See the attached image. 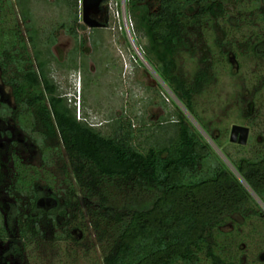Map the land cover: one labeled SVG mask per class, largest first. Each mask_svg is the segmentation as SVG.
<instances>
[{"label":"trees","instance_id":"obj_1","mask_svg":"<svg viewBox=\"0 0 264 264\" xmlns=\"http://www.w3.org/2000/svg\"><path fill=\"white\" fill-rule=\"evenodd\" d=\"M32 1L18 0L27 32H31L32 27ZM57 1L65 2L77 12L74 13L73 25L51 26V54L45 61L36 46L35 59L19 57L25 38L10 2L0 0V14L4 8L8 9L7 14L0 15V23L5 27L9 25L8 37L12 45L10 53L1 47L4 36L0 32V66L19 102L21 128H39L38 135L44 140L45 147L41 149L45 162L56 150L46 146L47 141L59 138L85 193H91L95 183L102 179H121L152 197L148 208L134 210L116 223L117 232L104 248L103 264H264L258 260L264 252V220L255 208L263 214L264 210L252 194L264 204V139L261 143L254 134L251 135L248 144L251 157H229L238 176L226 164L216 160L212 147L180 114H175L174 121L165 120L159 124L160 133H164L166 138L159 137V141L148 150L137 144L130 121L122 124L123 121L118 120L115 133L106 136L86 118L78 120L76 106H72L69 103L72 100L60 93L52 71L56 70L55 64L58 69L75 70L79 67L78 46L83 47L86 43L85 40L80 42L78 34V30L84 28L79 24L80 0ZM154 1L126 0L134 39H147V45L141 47L144 56L152 61L178 100L204 120L194 100L217 78V67L227 62L223 49L230 41L227 44L224 39L232 34L233 29L224 28V37H217L213 45H207L199 60L200 68L190 82L179 73L177 54L182 48H189L187 38L191 26L201 22L216 32L220 27L219 18L229 17L228 13L223 2L216 0H158V11L153 12ZM255 1L257 5L251 12L260 10V4L264 2ZM198 6L200 9L191 14ZM238 19L236 29L240 30V22L245 18ZM258 19L263 23L264 13H259ZM60 29H65L78 44L65 66L52 52L57 44L56 32ZM39 30L45 36V27H39ZM255 35L258 41L250 51L255 57L264 58V36L258 32ZM191 53H197L196 48ZM252 81L257 97L264 92V76H255ZM11 113L12 108L1 104L0 115ZM205 126L208 129L206 122ZM249 126L254 127L252 121ZM168 133L171 135L167 136ZM15 165L17 177L10 187L27 194L29 204L26 208L30 213L38 212L34 217L36 229L43 215L55 224L56 217H65L66 209L74 207L76 190L67 166L64 174L70 192L63 203L58 202L51 209L44 210L37 206L42 195L36 189L40 173L21 164L18 158H15ZM21 214L16 208L15 215ZM77 219L75 214L73 224L67 222L59 240H73L75 230L83 231ZM228 222H233L230 230L226 229ZM17 225L21 238H25L27 223L17 219Z\"/></svg>","mask_w":264,"mask_h":264},{"label":"rangeland","instance_id":"obj_2","mask_svg":"<svg viewBox=\"0 0 264 264\" xmlns=\"http://www.w3.org/2000/svg\"><path fill=\"white\" fill-rule=\"evenodd\" d=\"M7 1L25 38L24 46L23 43L20 46L19 57L30 59L31 56L35 59L36 46L41 57L47 61L53 39L51 26L73 25L77 10L63 1L33 0L30 4L32 27L31 32H27L18 0ZM216 1L223 2L229 17L219 18L220 27L216 32L201 22L191 26L187 38L189 48H182L177 54L179 73L190 82L200 68L199 60L207 45H213L217 37H224V28L233 29L232 34L224 39L227 44L230 41L223 49L227 62L217 67V78L194 100L198 113L204 119L201 120L178 100L161 79L152 61L144 56L141 47L144 48L148 41L144 37L134 39L126 0H107L105 8L109 11V24L95 30L84 25L80 0L79 24L84 28H80L78 34L80 40L86 43L83 47L78 46L65 29H60L56 32L57 44L52 48L55 57L66 64L69 54L78 46L80 68L58 69L55 64L56 70L52 71L60 93L72 100V103L69 101L72 106H76L78 120L80 117L82 120L86 118L106 136L115 133L118 120L123 121L122 124L130 121L137 136V144L148 150L159 141V137L163 140L166 138L164 133H160L159 124L165 120L174 121L175 114H180L212 147L211 152L216 160L226 164L238 175L229 157H251L252 152L248 145L230 143L232 126H247L258 142L262 143L264 139V92L256 97L251 84L255 76H264V58L255 57L250 51L258 41L255 32L264 36V22L258 19V14L264 13V2L260 4V10L251 12L257 5L255 0ZM159 3L158 0L154 1L153 12L158 11ZM4 9L1 16L8 13V9ZM199 9V6L195 7L191 14ZM238 18H245L244 22H240V30L236 29L240 21ZM0 25L3 27L0 29L1 35L4 36L1 47L10 53V27ZM39 27H45V36ZM193 48L197 50L194 55L191 53ZM3 75L0 66V109L1 104L12 108L15 106L12 88ZM12 119L13 113L0 115V264H103L104 248L117 232L116 223L134 210L148 208L152 197L131 182L121 179H102L95 183L91 193H85L81 190L61 140L55 138L47 141L46 146L56 150H53L50 160L45 162L41 149L45 147L44 140L38 135L39 128L16 131ZM251 121L253 128L249 126ZM15 158L40 173L36 189L42 195L37 206L44 210L51 209L58 202L63 203L70 192L64 174L67 166L76 197L74 207L66 209L65 217H56L53 224L50 218L43 215L41 220H37V229L34 227V217L38 212L30 213L29 208H26L29 204L26 193L21 194L10 187L17 177ZM252 194L264 210V204ZM16 208L20 209L21 215H15ZM255 210L264 220V214L257 208ZM75 214L83 231L75 230L73 240H59L63 227H66L67 222H73ZM17 219L28 225L25 238H21ZM232 227L233 222H228L226 229ZM258 260L264 261V252Z\"/></svg>","mask_w":264,"mask_h":264},{"label":"water","instance_id":"obj_3","mask_svg":"<svg viewBox=\"0 0 264 264\" xmlns=\"http://www.w3.org/2000/svg\"><path fill=\"white\" fill-rule=\"evenodd\" d=\"M107 0H83L82 20L84 25L90 29L105 28L108 22L103 23L97 18L105 8ZM251 135V129L247 126L233 125L230 133V143L247 146Z\"/></svg>","mask_w":264,"mask_h":264},{"label":"flooded vegetation","instance_id":"obj_4","mask_svg":"<svg viewBox=\"0 0 264 264\" xmlns=\"http://www.w3.org/2000/svg\"><path fill=\"white\" fill-rule=\"evenodd\" d=\"M109 11H108V8H104L103 12L101 13V15L97 18L99 21L103 22V23H106L108 22L109 23ZM76 42V41H75ZM81 42V40H80ZM71 54V53H70ZM69 54V56H70ZM69 56L67 58L66 61H68L69 59ZM68 63V62H67ZM64 65V64H63ZM65 66V65H64ZM78 68H80V65L78 64ZM13 93V92H12ZM14 96V94H13ZM14 102H15V106L12 107L13 109V123L15 125V129L16 131H19L20 129L23 131V129L21 128L20 126V106H19V102L17 101L16 97L14 96ZM20 130V131H21Z\"/></svg>","mask_w":264,"mask_h":264}]
</instances>
